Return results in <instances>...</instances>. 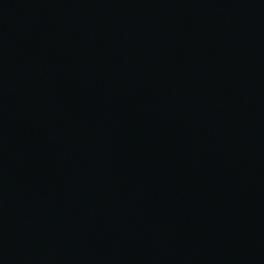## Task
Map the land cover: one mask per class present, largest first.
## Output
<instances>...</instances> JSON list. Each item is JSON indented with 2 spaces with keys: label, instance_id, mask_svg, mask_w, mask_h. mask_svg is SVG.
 Wrapping results in <instances>:
<instances>
[{
  "label": "water",
  "instance_id": "1",
  "mask_svg": "<svg viewBox=\"0 0 264 264\" xmlns=\"http://www.w3.org/2000/svg\"><path fill=\"white\" fill-rule=\"evenodd\" d=\"M0 264H264V0H0Z\"/></svg>",
  "mask_w": 264,
  "mask_h": 264
}]
</instances>
